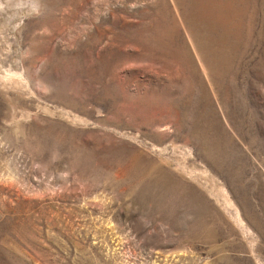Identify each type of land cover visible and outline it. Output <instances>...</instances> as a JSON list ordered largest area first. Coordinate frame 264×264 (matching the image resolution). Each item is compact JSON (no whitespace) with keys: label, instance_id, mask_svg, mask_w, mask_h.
<instances>
[{"label":"rangeland","instance_id":"rangeland-1","mask_svg":"<svg viewBox=\"0 0 264 264\" xmlns=\"http://www.w3.org/2000/svg\"><path fill=\"white\" fill-rule=\"evenodd\" d=\"M0 28V264H264V0H0Z\"/></svg>","mask_w":264,"mask_h":264},{"label":"bare ground","instance_id":"bare-ground-1","mask_svg":"<svg viewBox=\"0 0 264 264\" xmlns=\"http://www.w3.org/2000/svg\"><path fill=\"white\" fill-rule=\"evenodd\" d=\"M3 2V1H2ZM1 2V3H2ZM5 21H6V23H7V21H8V19L6 18L5 19ZM6 23H4V26H6ZM15 24V26H16V23H14ZM2 27L1 28H3V24L1 25ZM0 28V29H1ZM1 31V30H0ZM17 33V32H16ZM6 45V44H5ZM1 66V65H0ZM16 74V73H15ZM13 75L12 74H10L9 72H7V70L5 71V70H1V68H0V81H3V82H5L7 79L9 80V78L10 77H12ZM20 76V75H19ZM8 80H7V82H8ZM11 80V79H10ZM6 83V82H5ZM1 86V85H0ZM8 88V87H7Z\"/></svg>","mask_w":264,"mask_h":264}]
</instances>
